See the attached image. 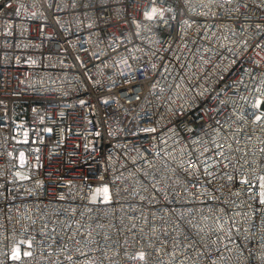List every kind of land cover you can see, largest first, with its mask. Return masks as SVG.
Returning <instances> with one entry per match:
<instances>
[{
    "label": "built area",
    "instance_id": "built-area-1",
    "mask_svg": "<svg viewBox=\"0 0 264 264\" xmlns=\"http://www.w3.org/2000/svg\"><path fill=\"white\" fill-rule=\"evenodd\" d=\"M263 178L264 0H0V264H264Z\"/></svg>",
    "mask_w": 264,
    "mask_h": 264
},
{
    "label": "rangeland",
    "instance_id": "rangeland-1",
    "mask_svg": "<svg viewBox=\"0 0 264 264\" xmlns=\"http://www.w3.org/2000/svg\"><path fill=\"white\" fill-rule=\"evenodd\" d=\"M262 184H263V190H264V178L262 179ZM101 194H102L104 199L108 198V192L106 189L103 192H101Z\"/></svg>",
    "mask_w": 264,
    "mask_h": 264
}]
</instances>
